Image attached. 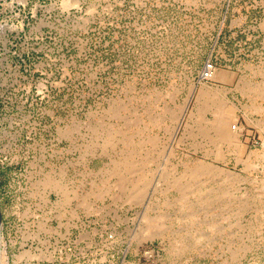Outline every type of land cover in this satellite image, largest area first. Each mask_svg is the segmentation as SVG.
<instances>
[{
    "label": "rangeland",
    "instance_id": "rangeland-1",
    "mask_svg": "<svg viewBox=\"0 0 264 264\" xmlns=\"http://www.w3.org/2000/svg\"><path fill=\"white\" fill-rule=\"evenodd\" d=\"M263 83L264 0H0L4 263L264 264Z\"/></svg>",
    "mask_w": 264,
    "mask_h": 264
},
{
    "label": "bare ground",
    "instance_id": "bare-ground-1",
    "mask_svg": "<svg viewBox=\"0 0 264 264\" xmlns=\"http://www.w3.org/2000/svg\"><path fill=\"white\" fill-rule=\"evenodd\" d=\"M68 1L71 3V1H73V0H68ZM74 1H76V0H74ZM227 74H228V73H227ZM227 74L218 71L217 74H216V76H222V77H223L222 79H224V78H227L228 75H230V74H228V75H227ZM228 78H229V77H228ZM236 81H237V80H236ZM245 82H246V81H245ZM248 82H249V81H248ZM248 82H247V83H248ZM248 84H249V83H248ZM248 84H247V85H248ZM255 84H256V83H255ZM263 84H264V83H263ZM249 85H250V84H249ZM243 86H244V85H243ZM258 86H259V85H258ZM258 88H259V87H258ZM259 89H260V88H259ZM257 90H258V89H257ZM257 90H256V91H257ZM206 91H207V90H206ZM243 91H244V90H243ZM258 91H259V90H258ZM260 91H261V90H260ZM249 92H250V91H249ZM203 94H204V93H203ZM203 94H202V95H203ZM213 94H214V93H213ZM173 95H174V94H173ZM207 95H209V93H207ZM215 95H216V94H215ZM261 95H262V93H261ZM260 97H261V96H260ZM198 98H199V97H198ZM204 98H205V97H204ZM211 98H212V96H211ZM211 98H210V99H211ZM207 100H208V99H207ZM211 100H212V99H211ZM197 102H198V101H197ZM218 103H219V101H218ZM203 104H204V103H203ZM205 104L207 105L208 103H205ZM206 105H205L204 107H206ZM222 105H223V104H222ZM207 106H208V105H207ZM200 107H201V106H200ZM204 107H203V108H204ZM210 107H211V106H210ZM219 107L222 108L223 106H222V107L219 106ZM219 107H218V105H217V108H219ZM180 108H181V107H180ZM180 108H179V109H180ZM201 108H202V107H201ZM166 109H167V108H166ZM166 109H165V110H166ZM207 109H209V107H207ZM222 109H223V108H222ZM222 109H221V110H222ZM237 109H238V108H237ZM172 110H173V109H172ZM174 110H175V109H174ZM214 110H215V107H214ZM218 110H219V109H218ZM238 110H239V109H238ZM198 111H199V110H198ZM202 111H203V110H202ZM206 111H207V110H206ZM208 111H209V110H208ZM216 111H217V109H216ZM203 112H204V111H203ZM217 112H218V111H217ZM221 112H222V115H220L219 113H216V114H218V116L220 115V118H219V119L217 118V119H218V123H216V124H218V125L216 126V128L219 127V128H218V131L220 132L221 135H223L224 139H226V140H230V141H233V139H234V137H235L236 134H235L233 131H231V127H230V126H231V125H230V120H231L232 114H231L230 112H228V111H225V112H224V110H223V111H220V113H221ZM158 114H159V113H158ZM201 114H202V113H201ZM201 114H200V115H201ZM216 114H215V116H216ZM174 115H175V114H174ZM175 116H176V115H175ZM215 116H214V118H215ZM159 117H160V116H159ZM159 117H158V118H159ZM148 118H149V117H148ZM150 118H151V117H150ZM152 118H153V117H152ZM173 118H174V116H173ZM173 118H172V119H173ZM154 119H155V118H154ZM162 119H163V118H162ZM215 119H216V118H215ZM198 120H199V117H198ZM213 121H215V120H213ZM130 122H131V121H130ZM134 122L136 123V121H134ZM207 122H208V121H207ZM132 124H133V123H132ZM196 124H197V123H196ZM212 124H213V123H212ZM127 125H128V124H127ZM185 125H186V124H185ZM212 126H213V125H212ZM212 126H211V127H212ZM209 127H210V126H209ZM235 127H236V126H235ZM87 128H88V127H87ZM93 128H94V127H93ZM102 129H103V127H102ZM118 129H119V128H118ZM211 129H212V128H211ZM211 129H209V130H211ZM93 130H95V129H93ZM214 130H215V129H214ZM214 130H213V133H214ZM95 131H96V130H95ZM110 131H111V130H110ZM207 131H208V130H207ZM218 131H217V132H218ZM189 132H190V131H189ZM201 132H202V131H201ZM235 132H236V130H235ZM207 133H208V132H207ZM215 133H216V132H215ZM109 134H110V132H109ZM110 136H113V135H110ZM129 136H131V135H129ZM154 136H155V135H154ZM202 136H204V135H202ZM205 136L208 137V138H210V140L213 139V138H211V137L209 136V134H208V136H207V135H205ZM114 137H115V136H114ZM148 137H149V135H148ZM158 137H159V136H158ZM212 137H214V136L212 135ZM215 137H216V135H215ZM143 138H144V137H143ZM150 139H153V138L150 137ZM156 139H157V135H156V137H155V140H156ZM217 139H218V136H217ZM141 140H142V139H141ZM146 140H147V139H146ZM110 141H111V140H110ZM118 141H119V140H118ZM139 141H140V140H139ZM143 141H144V139H143ZM143 141H141L140 143L142 144ZM145 142H146V141H145ZM148 142H149V141H148ZM155 142H156V141H155ZM155 142H154V143H155ZM127 143H128V142H127ZM140 143H138V144H140ZM143 143H144V142H143ZM150 143H153V141L150 140ZM210 143H211V142H210ZM213 143H214V142H213ZM156 144H157V143H156ZM199 144H200V143H199ZM218 144H219V143H218ZM218 144H217V145H218ZM145 145H146V144H145ZM154 145H155V144H154ZM139 146H141V145H139ZM215 146H216V145H215ZM215 146H214V147H215ZM153 147H154V146H153ZM216 147H217V146H216ZM216 147H215V148H216ZM146 148H147V147H146ZM154 148H155V147H154ZM231 148H232V147H231ZM136 149H137V148H136ZM136 149H134V151H135ZM120 150H121V149H120ZM140 150H142V149H140ZM150 150H151V149H150ZM233 150H234V149H233ZM136 151H138V150H136ZM152 151H153V150H152ZM211 151H212V150H211ZM211 151H210V152H211ZM215 151H217V150H215ZM217 152H218V151H217ZM129 153H131V152H129ZM145 153H146V152H145ZM148 153H149V152H148ZM148 153H147V155H148ZM151 153H152V152H151ZM157 153L159 154V152H157ZM134 154H136V152H134ZM206 154H207V153H206ZM217 154H218V153H217ZM141 155H142V154L140 153V156H141ZM131 156H132V155H131ZM157 156L159 157V155H157ZM217 156H218V155H217ZM263 156H264V155H263ZM128 157H130V155H129ZM132 157H133V156H132ZM141 157H143V156H141ZM151 157H152V156H151ZM125 158H127V156H125ZM146 158H147V157H146ZM156 158H157V157H156ZM214 158H215V157H214ZM123 159H124V158H123ZM150 159H151V158H150ZM128 160H129V159H128ZM130 160H131V159H130ZM236 160H237V159H236ZM125 161H127V159H126ZM125 161H124V162H125ZM143 161H144V160H143ZM143 161H141V162L143 163ZM145 161H146V160H145ZM239 161H240V160H239ZM243 161H244V159H243ZM112 162H115V161H112ZM116 162H117V161H116ZM116 162H115V164H116ZM119 162H122V161H118L117 163H119ZM127 162H128V161H127ZM129 162H130V161H129ZM147 162H148V161H147ZM236 162H237V161H236ZM145 163H146V162H145ZM149 163H150V161H149ZM200 163H201V162H200ZM202 163H203V162H202ZM202 163H201V164H202ZM121 164H122V163H121ZM124 164H126V163H124ZM124 164H123V165H124ZM128 164H129V163H128ZM132 164H137V163H132ZM201 164H199V165H201ZM130 165H131V164H130ZM140 165H141V164H140ZM140 165H139V166H140ZM142 165H143V164H142ZM197 165H198V164H197ZM131 166H132V169H133V168H134V169H135V168L138 169V166H137V167H136V166H133V165H131ZM131 166H130V168H131ZM143 166H144V165H143ZM145 166H146V165H145ZM170 167H171V166H170ZM196 167L198 168V166H196ZM200 167L202 168L203 166L201 165V166H199V168H200ZM205 167H206V168H205ZM248 167H249V166H248ZM128 168H129V167H128ZM197 168H196V170H191V172L194 171L195 174H196V173L198 172V171H197ZM201 168H200V170H201ZM203 168L208 169L209 171H212V170H210L209 166H207V165L204 166ZM203 168H202V169H203ZM249 168H250V167H249ZM118 169H119V167H118ZM132 169H130V170L132 171ZM137 169H136V170H137ZM140 169H141V168H140ZM143 169H144V167H143ZM128 170H129V169H127V172H128ZM138 170H139V169H138ZM200 170H199V172H200ZM114 171H115V170H114ZM118 171H120V170H118ZM131 171H129V172L131 173ZM139 171H140V170H139ZM141 171H142V170H141ZM144 171H145V170H143L142 172H144ZM203 171H204V170H202L201 174H202V173L205 174V172L208 173L207 170L204 171V172H203ZM227 171H229V170H227ZM116 172H117V171H116ZM120 172H121V171H120ZM132 172H133V171H132ZM134 172H135V171H134ZM194 172H193V173H194ZM199 172H198V174H199ZM220 172H223V171H220ZM136 173H137V172H136ZM146 173H147V172H146ZM166 173H168V171H167ZM169 173H170V172H169ZM169 173H168V175H169ZM193 173H191L190 175H192ZM232 173H233V170H232ZM122 174H123V173L121 172V175H122ZM124 174H125V173H124ZM133 174H134V173H133ZM133 174H132V176H133ZM137 174H138V173H137ZM164 174H165V173H164ZM170 174H171V173H170ZM183 174H184V173H183ZM187 174H189V173H187ZM228 174H229V173H228ZM45 175H46V174H45ZM111 175H113V173H112ZM126 175H127V174H126ZM129 175H130V174H129ZM129 175H128V176H129ZM146 175H147V174H146ZM146 175H144V176H146ZM185 175H186V174H185ZM193 175H194V174H193ZM193 175H192V176H193ZM196 175H197V174H196ZM229 175H230V174H229ZM47 176H48V175H47ZM109 176H110V175H109ZM119 176H120V175H119ZM119 176H118V177H119ZM138 176H140V175L138 174ZM138 176H137V177H138ZM141 176H142V175H141ZM194 176H195V175H194ZM142 177H143V176H142ZM165 177L167 178V175H166ZM165 177H162V178L164 179ZM175 177H177V176H175ZM47 178H49V177H47ZM123 178H124V177H123ZM139 178H140V177H139ZM144 178H146V177H144ZM235 178H236V177H235ZM38 179H39V178H38ZM108 179H109V177H108ZM118 179H119V178H118ZM118 179H117V180H118ZM120 179H122V177H120ZM124 179H125V178H124ZM126 179H127V178H126ZM128 179H129V178H128ZM168 179H169V178H168ZM168 179H167V180H168ZM238 179H239V178H238ZM43 180H44V178H43ZM56 180H59V179H56ZM138 180H139V179H137V181H138ZM46 181H47V180H46ZM53 181H54L53 179L50 180V182H53ZM107 181H108V180H107ZM127 181H128V180H127ZM175 181H176V180H175ZM234 181H235V180H234ZM50 182H49V183H50ZM55 182H56V181H55ZM113 182H114L113 184L115 185L116 180H114ZM122 182H123V181H122ZM125 182H126V181H125ZM130 182H131V179H130ZM135 182H136V181H135ZM138 182H139V181H138ZM147 182H148V181H147ZM45 183L47 184V182H44V184H45ZM111 183H112V182H111ZM132 183H133V182H132ZM144 183H146V181L143 182L142 184H144ZM177 183H178V182H177ZM44 184H43L42 186H44ZM56 184H57V183H56ZM56 184H55V185L53 184V185L56 186ZM134 184H135V183L132 184L133 187H135ZM49 185H50V184H49ZM59 185H60V184H59ZM109 185H110V184H109ZM109 185H108V186H109ZM119 185H120V184H119ZM119 185H117V186H119ZM121 185H122V184H121ZM123 185H124V182H123ZM126 185H127V184H126ZM126 185H125V186H126ZM132 185H131V186H132ZM137 185H139V184L136 183V187H137ZM47 186H48V184H47ZM57 186H58V185H57ZM57 186H56V187H57ZM263 186H264V185H263ZM44 187H45V186H44ZM60 187H61V185H60ZM102 187H103V186H102ZM102 187H101V188H102ZM109 187H110V186H109ZM112 187H113V186H112ZM120 187H121V186H119L118 188H120ZM133 187H131V188H133ZM136 187H135V188H136ZM61 188H62V187H61ZM101 188H100V189H101ZM113 188H114V187H113ZM123 188H124V187H123ZM128 188H130V187H128ZM140 188H142V186H141ZM140 188H139V189H140ZM263 188H264V187H263ZM55 189H56V188H55ZM133 189H134V188H133ZM142 189H143V188H142ZM261 189H262V188H261ZM44 190H45V189H44ZM61 190H62V189H61ZM107 190H110V189H107ZM128 190H129V189H128ZM131 190H132V189H130V191H131ZM140 190H141V189H140ZM257 190H258V189H257ZM62 191L65 192L64 190H62ZM93 191H94V190H93ZM104 191H105V190H104ZM104 191H103V193H104ZM121 191H122V189H121ZM130 191H128V192H130ZM132 191H133V190H132ZM138 191H139V190H137V192H138ZM63 192H62V193H63ZM74 192H75V191H74ZM100 192H101V190H100ZM105 192L108 193L107 191H105ZM131 193H133V192H131ZM131 193H130V194H131ZM142 193H143V192H142ZM66 194H67V193H66ZM66 194H65V195H66ZM93 194H95V193H93ZM97 194H98V193H96L95 195H97ZM100 194H101V193H100ZM100 194H99V195H100ZM113 194H114V193H113ZM122 194H123V193H122ZM133 194H134V193H133ZM135 194H136V193H135ZM137 194H138V193H137ZM139 194H140V193H139ZM259 194H260V193H259ZM141 195H142V194H141ZM100 196H101V195H100ZM121 196H122V195H121ZM130 196H133V195H130ZM136 196H137V195H136ZM136 196H135V197H136ZM64 197H65V196H64ZM96 197H97V196H96ZM102 197H103V196H102ZM102 197H101V198H102ZM119 197H120V196H119ZM128 197H129V196H128ZM71 198H72V197H71ZM98 198H100V197H98ZM133 199H134V198H133ZM84 200H85V199H84ZM126 201H127V200H126ZM128 201H129V198H128ZM88 202H89V201H88ZM88 202H87V203H88ZM124 202H125V201H124ZM91 207H92V206H91ZM91 207H89V208H91ZM259 209H260V208H259ZM87 210H88V209H87ZM260 210H261V209H260ZM25 213H26V212H25ZM256 213H257V212H256ZM158 228H159V227H158ZM156 230H157V229H156ZM255 230H256V229H255ZM255 230H254V231H255ZM153 231H154V230H153ZM257 231H258V230H257ZM155 232H156V231H155ZM0 255H1V256H0V264H5V263H4V258H3V253H1V251H0ZM45 255H46V254H45ZM50 255H51V254H50ZM38 257H39V256H38ZM102 260H103V259H102Z\"/></svg>",
    "mask_w": 264,
    "mask_h": 264
},
{
    "label": "built area",
    "instance_id": "built-area-1",
    "mask_svg": "<svg viewBox=\"0 0 264 264\" xmlns=\"http://www.w3.org/2000/svg\"><path fill=\"white\" fill-rule=\"evenodd\" d=\"M215 68L211 62H208L207 65L203 68L200 78L204 80H210L214 75Z\"/></svg>",
    "mask_w": 264,
    "mask_h": 264
},
{
    "label": "water",
    "instance_id": "water-1",
    "mask_svg": "<svg viewBox=\"0 0 264 264\" xmlns=\"http://www.w3.org/2000/svg\"><path fill=\"white\" fill-rule=\"evenodd\" d=\"M2 210H1V205H0V251H1V241H2Z\"/></svg>",
    "mask_w": 264,
    "mask_h": 264
}]
</instances>
